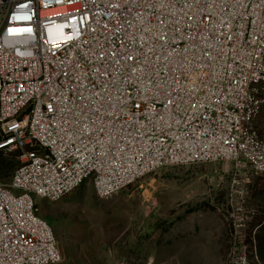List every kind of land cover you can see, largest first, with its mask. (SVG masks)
<instances>
[{
    "label": "built area",
    "instance_id": "obj_1",
    "mask_svg": "<svg viewBox=\"0 0 264 264\" xmlns=\"http://www.w3.org/2000/svg\"><path fill=\"white\" fill-rule=\"evenodd\" d=\"M264 0H0V264H60L37 200L167 166L264 174ZM233 264H247L235 253Z\"/></svg>",
    "mask_w": 264,
    "mask_h": 264
},
{
    "label": "rangeland",
    "instance_id": "obj_2",
    "mask_svg": "<svg viewBox=\"0 0 264 264\" xmlns=\"http://www.w3.org/2000/svg\"><path fill=\"white\" fill-rule=\"evenodd\" d=\"M255 124L264 137V106ZM8 186L19 155L1 152ZM60 264H264V174L227 162L167 166L108 198L91 180L61 201L37 200Z\"/></svg>",
    "mask_w": 264,
    "mask_h": 264
},
{
    "label": "trees",
    "instance_id": "obj_3",
    "mask_svg": "<svg viewBox=\"0 0 264 264\" xmlns=\"http://www.w3.org/2000/svg\"><path fill=\"white\" fill-rule=\"evenodd\" d=\"M256 125V124H255ZM257 128V127H256ZM258 130V129H257ZM259 132V130H258ZM260 134V132H259ZM261 135V134H260ZM263 137V136H262ZM1 154V152H0ZM12 168L13 167H10L6 162H3L1 163L0 165V173L3 174V175H9L11 172H12Z\"/></svg>",
    "mask_w": 264,
    "mask_h": 264
}]
</instances>
